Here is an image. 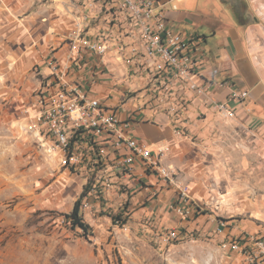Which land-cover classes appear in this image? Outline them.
Listing matches in <instances>:
<instances>
[{"label":"rangeland","instance_id":"374dc122","mask_svg":"<svg viewBox=\"0 0 264 264\" xmlns=\"http://www.w3.org/2000/svg\"><path fill=\"white\" fill-rule=\"evenodd\" d=\"M62 1L0 0V264H249L223 247L264 240V140L253 142L242 126L220 124L203 155L224 168L223 182H211L215 198L197 202L202 214L187 221L166 214L168 224L136 213L128 190L103 193L100 182L67 167L60 152L46 151L26 110L45 57L71 40L73 20ZM32 51L44 58L29 66ZM85 191L78 216L90 228L87 236L69 218ZM139 205L147 207V200ZM148 217L157 226L150 220L144 231ZM170 227L182 234L178 241L163 244L152 235Z\"/></svg>","mask_w":264,"mask_h":264},{"label":"crops","instance_id":"0c3cea01","mask_svg":"<svg viewBox=\"0 0 264 264\" xmlns=\"http://www.w3.org/2000/svg\"><path fill=\"white\" fill-rule=\"evenodd\" d=\"M155 6L172 28L187 39H193L203 80L230 81L231 89L247 92L241 103H231L236 117L230 120L216 115L212 104L204 107L201 98L193 99L186 107V116L193 123L187 130L189 136L195 138L194 142L190 137H178L173 133L172 121L163 110L165 107L157 104L150 90L148 71L152 68L146 66L140 52L136 56L129 52L131 45L140 51L139 36L131 34L127 19L121 15L114 17V11L103 10L99 4L89 7L77 0H63L61 7L73 20L67 38L72 35L75 21L88 14L90 20L84 34L110 35L114 47L103 61L86 53L83 60L72 62L68 59V41L58 49L53 48L54 52L47 54L44 64L51 57L56 59L62 67L68 68L67 81L84 84L90 94L115 111L120 120L130 121V133L151 151L162 149V163L173 169L179 182L187 184L196 203L206 204L215 198L211 194V182H223L225 176L224 168L216 170L203 156L216 136L214 132L220 129L219 125L236 124L242 126L248 136L253 134V142L258 144L264 140V0H155ZM231 14L234 18L229 16ZM54 45L58 46L56 42ZM116 45H123L125 49L120 52ZM32 52L33 55L25 59L29 66L44 58ZM41 68V75L48 76L47 66ZM229 92L225 86L211 88V102L226 101ZM199 113L203 114L201 120H197ZM117 180L127 187L129 207H134L136 213L154 214L167 224L166 214L179 219L169 208L175 197L173 187L146 173L141 160L134 161L130 175ZM220 189L217 187L214 191L219 194ZM115 191L107 194L113 195ZM144 200H147V207L137 208Z\"/></svg>","mask_w":264,"mask_h":264},{"label":"built area","instance_id":"2783aa9c","mask_svg":"<svg viewBox=\"0 0 264 264\" xmlns=\"http://www.w3.org/2000/svg\"><path fill=\"white\" fill-rule=\"evenodd\" d=\"M77 1L89 7L99 4L103 10L114 11V17L121 15L127 19L130 33L137 34L141 41L140 51L131 45L129 52L134 56L140 52L146 66L152 68L148 71L150 90L157 104L165 107L163 110L172 121L176 136L186 135L188 125L192 123L186 116V107L196 98H201L204 107L212 104L214 113L221 118L230 120L236 117L231 103H241L247 92L231 89L230 81L214 83L203 80L201 62L194 54L193 39H187L169 25L165 15L156 11L155 0ZM89 20V15L85 14L75 21L68 56L72 62L83 60L86 53L103 61L114 47L110 35L84 34ZM116 46L120 52L125 49L123 45ZM46 65L49 75L43 77L26 112L36 132L46 140L48 153L60 152L67 167L84 172L87 177L93 175L92 179L85 177L86 181L100 182L103 193L127 191L117 178L130 175L134 161L139 159L146 173L173 187L175 197L169 208L180 220L187 221L202 214L188 187L175 178L176 174L170 166L162 163V149L151 151L130 133V121L120 120L117 113L109 110L99 98L93 97L84 84L67 81L68 68L62 67L56 59L50 58ZM217 86L230 89L226 101L211 102L209 90ZM202 118L203 114L199 113L197 120ZM146 220L147 226L142 225L144 231H150V220L153 227L157 226L151 218ZM152 235L159 243L169 244L178 241L182 234L176 227H170L158 229ZM223 247L243 255L249 264H264L262 239L253 246L228 241Z\"/></svg>","mask_w":264,"mask_h":264},{"label":"trees","instance_id":"16d2710c","mask_svg":"<svg viewBox=\"0 0 264 264\" xmlns=\"http://www.w3.org/2000/svg\"><path fill=\"white\" fill-rule=\"evenodd\" d=\"M88 191V190H87ZM85 191L82 196L78 199V201H76L75 204V208L74 211L72 212V214L69 215L70 221H71V226L74 229L80 230L82 231L83 235L87 236L89 233V226L78 216V209L81 205V207L83 206L82 203V199L84 196H86V192Z\"/></svg>","mask_w":264,"mask_h":264}]
</instances>
